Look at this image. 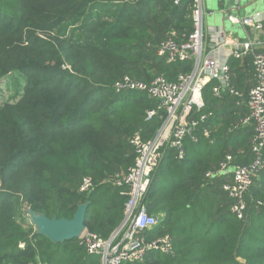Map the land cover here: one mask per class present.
I'll use <instances>...</instances> for the list:
<instances>
[{"label":"trees","instance_id":"16d2710c","mask_svg":"<svg viewBox=\"0 0 264 264\" xmlns=\"http://www.w3.org/2000/svg\"><path fill=\"white\" fill-rule=\"evenodd\" d=\"M174 2L0 0V81L11 73L25 78L20 98L0 107V264H101L78 239L50 242L20 217L30 209L69 220L89 202L86 231L106 240L119 227L127 197L113 180L134 162L129 139L152 138L163 118L147 122L156 101L117 94L113 85L126 76L175 81L191 70V62L167 64L156 55L163 40L185 41L193 32L194 0ZM252 61L253 54L229 59L230 87L241 96L216 98L206 86L201 111L213 115L195 132L198 143L186 137L181 159L164 148L151 175L143 202L163 218L146 237L170 235L173 255L149 252L127 264H264V169L245 194L241 219L230 211L223 175L205 177L227 155L235 165L252 162L254 129L240 124ZM87 177L93 190L80 193Z\"/></svg>","mask_w":264,"mask_h":264},{"label":"built area","instance_id":"2783aa9c","mask_svg":"<svg viewBox=\"0 0 264 264\" xmlns=\"http://www.w3.org/2000/svg\"><path fill=\"white\" fill-rule=\"evenodd\" d=\"M148 1V0H146ZM180 0H175L177 5ZM203 0H194L191 17L193 32L185 41L177 42L174 36L163 40L156 49V55L167 64L191 62L188 73H179L175 81H168L163 75L155 77L151 82H138L129 77L113 85L115 93L137 92L146 94L156 101L155 109L147 110L146 121L163 118L162 124L150 139H143L135 133L129 144L134 150L133 164L123 174L114 177L113 185L122 188L126 196L123 219L119 227L108 237L102 239L95 233L84 231L78 238L87 255L99 257L101 264H127L142 262L149 252L161 255H173L174 244L168 234L148 240L146 234L160 226L161 219L149 214L144 197L147 193L151 175L158 167L164 155V148L175 149L179 159L184 156L183 140L193 137L200 125L207 122L212 113H204L203 90L211 85L214 97L223 93L241 96L239 91L230 87V58H242L253 54L254 85L249 89L246 109L248 114L241 120L242 127L251 126L254 136L251 140L252 162L247 165H235L230 155L222 160L218 169L208 171L207 179H215L221 175L228 176L229 182L224 183L223 190L231 201V213L241 219L246 210L245 194L252 180L264 169V51H261L264 40L262 23L264 17L237 19L229 17L232 23H239L254 30L258 36L249 41H241L236 37L217 32L218 37L211 35L204 25L205 15ZM212 83L215 85L212 86ZM208 135V131H204ZM89 177L83 179L80 193H88L93 189ZM260 204V202H258Z\"/></svg>","mask_w":264,"mask_h":264},{"label":"crops","instance_id":"0c3cea01","mask_svg":"<svg viewBox=\"0 0 264 264\" xmlns=\"http://www.w3.org/2000/svg\"><path fill=\"white\" fill-rule=\"evenodd\" d=\"M203 6L204 10L208 12V15L206 14L207 18L204 20V24L206 23L207 26H205L209 30L210 42L212 41L211 35L218 37L217 32H222V34L227 36L236 37L241 41H249L258 36L254 30L252 31L239 23H232L229 20V17H235L237 19L248 18L253 15H261L264 17V0H203ZM262 34L264 35V21L262 23ZM262 39L264 40V36ZM261 51H264V45ZM252 82L254 84L253 75ZM249 127L252 128L251 126ZM197 139L198 138L196 136V139L194 141L192 140V143H198L199 140ZM199 152L203 154L202 150L196 149V156L198 157L200 155ZM191 154H193L192 151ZM220 180L226 183L230 181V178L223 175ZM155 215L162 220L163 214L161 212H158Z\"/></svg>","mask_w":264,"mask_h":264},{"label":"water","instance_id":"95a60500","mask_svg":"<svg viewBox=\"0 0 264 264\" xmlns=\"http://www.w3.org/2000/svg\"><path fill=\"white\" fill-rule=\"evenodd\" d=\"M88 203L77 206L73 216L67 219H57L56 216L47 218L43 214L25 209L28 222L35 228L36 233L53 243H63L70 239H78L86 230L84 227L85 215Z\"/></svg>","mask_w":264,"mask_h":264},{"label":"rangeland","instance_id":"374dc122","mask_svg":"<svg viewBox=\"0 0 264 264\" xmlns=\"http://www.w3.org/2000/svg\"><path fill=\"white\" fill-rule=\"evenodd\" d=\"M204 17L206 19L207 15ZM24 85L25 78L17 73H11L8 77L0 81V107L5 103L17 101L22 94ZM25 214H22L20 218L26 217L27 214Z\"/></svg>","mask_w":264,"mask_h":264}]
</instances>
